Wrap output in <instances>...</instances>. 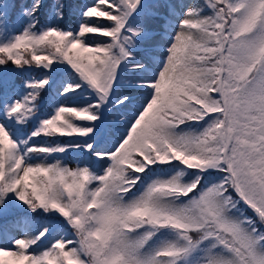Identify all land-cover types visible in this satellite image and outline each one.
Wrapping results in <instances>:
<instances>
[{
	"label": "snow or ice",
	"instance_id": "snow-or-ice-1",
	"mask_svg": "<svg viewBox=\"0 0 264 264\" xmlns=\"http://www.w3.org/2000/svg\"><path fill=\"white\" fill-rule=\"evenodd\" d=\"M0 264H264V0H0Z\"/></svg>",
	"mask_w": 264,
	"mask_h": 264
},
{
	"label": "trees",
	"instance_id": "trees-1",
	"mask_svg": "<svg viewBox=\"0 0 264 264\" xmlns=\"http://www.w3.org/2000/svg\"><path fill=\"white\" fill-rule=\"evenodd\" d=\"M65 160L68 161V160H71L74 164V161H75V157L73 155H69L67 157H65Z\"/></svg>",
	"mask_w": 264,
	"mask_h": 264
},
{
	"label": "rangeland",
	"instance_id": "rangeland-1",
	"mask_svg": "<svg viewBox=\"0 0 264 264\" xmlns=\"http://www.w3.org/2000/svg\"><path fill=\"white\" fill-rule=\"evenodd\" d=\"M72 166H74V164Z\"/></svg>",
	"mask_w": 264,
	"mask_h": 264
},
{
	"label": "water",
	"instance_id": "water-1",
	"mask_svg": "<svg viewBox=\"0 0 264 264\" xmlns=\"http://www.w3.org/2000/svg\"><path fill=\"white\" fill-rule=\"evenodd\" d=\"M68 161H70V160H68ZM71 162V161H70Z\"/></svg>",
	"mask_w": 264,
	"mask_h": 264
}]
</instances>
